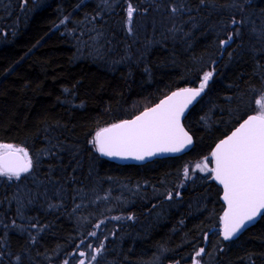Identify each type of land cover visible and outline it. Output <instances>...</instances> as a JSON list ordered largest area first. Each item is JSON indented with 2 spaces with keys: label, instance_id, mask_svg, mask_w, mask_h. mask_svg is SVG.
Listing matches in <instances>:
<instances>
[{
  "label": "trees",
  "instance_id": "16d2710c",
  "mask_svg": "<svg viewBox=\"0 0 264 264\" xmlns=\"http://www.w3.org/2000/svg\"><path fill=\"white\" fill-rule=\"evenodd\" d=\"M209 71L189 153L100 157L97 131ZM261 95L264 0H0V143L33 160L0 177V264H264V215L225 241L222 190L195 169Z\"/></svg>",
  "mask_w": 264,
  "mask_h": 264
},
{
  "label": "snow or ice",
  "instance_id": "6c2138e0",
  "mask_svg": "<svg viewBox=\"0 0 264 264\" xmlns=\"http://www.w3.org/2000/svg\"><path fill=\"white\" fill-rule=\"evenodd\" d=\"M135 9L129 4L127 19L133 18ZM177 9H173V12ZM233 24L237 21L233 20ZM232 36L221 41V46L230 43ZM211 71L203 74L199 87H185L172 92L155 107L144 110L132 120L114 123L102 128L94 136V147L106 157L144 160L158 153H180L192 144V137L181 123L185 110L208 87ZM259 111L249 115L211 152L209 158L195 165L201 172L212 173L223 188L222 199L227 205L220 218L225 241L232 240L246 226L264 214V95L255 100ZM33 168V160L23 147L0 143V177L20 180ZM189 170L184 169L188 177ZM171 199V195H169ZM131 219V217H129ZM99 251V249H97ZM204 252H196L199 257ZM81 256L85 253L81 252ZM96 257L92 256V260ZM80 264H84L81 260ZM196 264H199L197 261Z\"/></svg>",
  "mask_w": 264,
  "mask_h": 264
},
{
  "label": "water",
  "instance_id": "95a60500",
  "mask_svg": "<svg viewBox=\"0 0 264 264\" xmlns=\"http://www.w3.org/2000/svg\"><path fill=\"white\" fill-rule=\"evenodd\" d=\"M191 88H194V87H191ZM178 90H180V89H178ZM178 90H176V91H178ZM173 92H175V91H173ZM204 93H205V91L201 94V96L197 97L196 100H194V101L192 102V104H190V105L188 106V108L185 110V113H184L183 117L181 118V123H182V125L184 126L185 131H187V132L189 133V135L192 137V141H193L192 144H191L190 146H188L184 151H182V152H180V153H158L157 155L152 156V157L145 158V159L142 160V161H140V160H135V159H131V158H129V159H121V158H119V157H106V156H102V155H100V153H99L100 157H101L102 159H104V160H107V161H110V162H113V163H116V164H118V165H122V166H126V165L142 166V165H145V164L151 163V162H153V161H155V160H158V159L176 158V157H181V156H183V155H186L187 153H189V152L194 148V146H195V140H194V137L192 136V134H191V133L188 131V129L185 127V125H184V120H185V118L187 117V115L189 114V112L192 110V108H194V107L199 103V101L202 99V97L204 96ZM171 94H172V92H171L170 94H168L167 96H169V95H171ZM167 96H165V97L162 98L161 100L167 98ZM161 100H160V101H161ZM160 101L157 102L156 104H154V105L151 106V107H155L157 104L160 103ZM151 107H149V108H151ZM147 109H148V108H147ZM145 110H146V109H145ZM143 111H144V110H143ZM143 111H141L140 113H138L136 116L140 115ZM251 115H254V114H251ZM136 116H134L133 118L127 119V120H132V119H134ZM246 118H247V117H246ZM246 118H245V119H246ZM242 122H243V121H242ZM242 122H241V123H242ZM118 123H119V122H118ZM239 125H240V124H239ZM239 125H238V126H239ZM238 126H237V127H238ZM109 127H110V126H109ZM237 127H236V128H237ZM236 128H235V129H236ZM235 129H233V130H232L227 136L231 135V133H232ZM227 136H226V137H227ZM226 137H224L223 139H225ZM221 140H222V139H221ZM221 140H220V141H221ZM220 141H218V142L216 143V145H217ZM216 145H215V146H216ZM215 146L213 147L212 151L215 149ZM213 182H214L218 187H220L221 190H222V193H221V195H220V201H221V203H222L223 206H224V210H223V214H224V211L227 209V205H226V203L224 202V200L222 199V197H223V188H222V186L219 185L214 179H213ZM263 215H264V214H262L261 216L257 217L255 221L250 222V223L246 226V228L243 229L240 233H238L237 236H235L232 240H236V239H238V238H239V237H240L245 231H247V230L250 229L251 227L255 226V225L261 220V218L263 217ZM222 228H223V225H222V227L220 228V236H221V238L223 239ZM232 240H229V241H232Z\"/></svg>",
  "mask_w": 264,
  "mask_h": 264
},
{
  "label": "rangeland",
  "instance_id": "374dc122",
  "mask_svg": "<svg viewBox=\"0 0 264 264\" xmlns=\"http://www.w3.org/2000/svg\"><path fill=\"white\" fill-rule=\"evenodd\" d=\"M34 2H38L39 0H33ZM43 1V0H42Z\"/></svg>",
  "mask_w": 264,
  "mask_h": 264
}]
</instances>
